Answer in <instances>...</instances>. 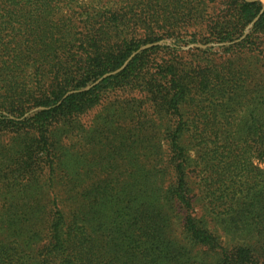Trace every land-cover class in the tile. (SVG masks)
Wrapping results in <instances>:
<instances>
[{"label": "trees", "instance_id": "1", "mask_svg": "<svg viewBox=\"0 0 264 264\" xmlns=\"http://www.w3.org/2000/svg\"><path fill=\"white\" fill-rule=\"evenodd\" d=\"M212 1L0 0V264H264V188L223 189L213 166L211 182L187 178L189 143L215 140L183 113L193 82L177 44L194 26L233 41L212 30L233 23ZM231 6L236 34L263 4ZM263 34L264 12L239 44ZM163 48L176 53L153 69Z\"/></svg>", "mask_w": 264, "mask_h": 264}, {"label": "rangeland", "instance_id": "2", "mask_svg": "<svg viewBox=\"0 0 264 264\" xmlns=\"http://www.w3.org/2000/svg\"><path fill=\"white\" fill-rule=\"evenodd\" d=\"M260 1L263 6L258 16L236 34L230 27L236 22L231 15V3L235 0H213L209 3L216 10L214 14H223L226 20L233 21L218 23L212 26V30H228L233 34V41L206 39L199 33L193 34L200 30V27L194 26L183 33L181 43L177 44L179 53L163 48L158 54L149 57L148 64L155 69L163 60L170 59L175 53L178 55L182 75L187 82H193L189 86V100L183 113L189 121L205 120L209 123V131L202 134L210 135L215 140L205 148L195 142L189 143L187 154L191 161L187 163V178L194 187H199L196 186L197 183L211 182L208 179V167L213 166L218 170L214 178L216 185H224L223 189L235 184L242 190L247 189V186L253 187L256 183L264 188V98L257 93V90L260 92L264 89V34L258 49L239 44L253 33L255 23L264 12V0ZM174 43L175 40L167 37L146 43L141 47L149 45L148 47L128 59L132 60L146 49L155 46L171 47ZM203 73H206L205 83H201ZM254 109L256 115H261L260 127H254L255 124L251 123V112ZM34 110L35 108L30 112ZM93 116L94 114L88 117L87 123L91 122ZM190 126L191 138L200 139L202 134L200 135L199 126L195 127L192 123ZM3 140L8 142L10 137L6 136ZM7 182L8 178L0 176V201L6 196L2 193V188ZM244 194L239 192L238 196ZM194 199L196 211L200 214L206 202L198 201L196 197Z\"/></svg>", "mask_w": 264, "mask_h": 264}, {"label": "water", "instance_id": "3", "mask_svg": "<svg viewBox=\"0 0 264 264\" xmlns=\"http://www.w3.org/2000/svg\"><path fill=\"white\" fill-rule=\"evenodd\" d=\"M149 45H146V46H144V47H141L137 52H134L132 55H131V57H133L135 54H137L139 51H141V50H143V49H145L146 47H148ZM130 57V58H131ZM129 58V59H130ZM129 59L122 65V67H120L119 69H117V70H115L114 72H111V73H107V74H105L101 79H99L96 83H98L99 81H101L103 78H105V77H107V76H109V75H111V74H115V73H117V72H119L120 70H122L126 65H127V63H128V61H129ZM92 86V85H91ZM91 86H89L88 88H90Z\"/></svg>", "mask_w": 264, "mask_h": 264}]
</instances>
